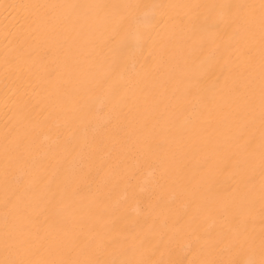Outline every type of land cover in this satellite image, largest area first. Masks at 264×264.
<instances>
[{"label":"bare ground","instance_id":"6f19581e","mask_svg":"<svg viewBox=\"0 0 264 264\" xmlns=\"http://www.w3.org/2000/svg\"><path fill=\"white\" fill-rule=\"evenodd\" d=\"M0 264H264V0H0Z\"/></svg>","mask_w":264,"mask_h":264}]
</instances>
